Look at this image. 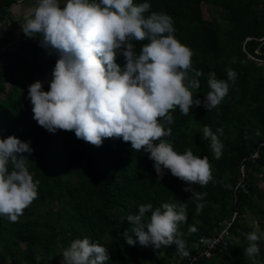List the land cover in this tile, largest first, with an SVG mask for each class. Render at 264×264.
Instances as JSON below:
<instances>
[{
  "label": "trees",
  "instance_id": "1",
  "mask_svg": "<svg viewBox=\"0 0 264 264\" xmlns=\"http://www.w3.org/2000/svg\"><path fill=\"white\" fill-rule=\"evenodd\" d=\"M20 1L25 0H0V21L10 22L0 28L1 49L34 12L22 17V22L16 21L11 8ZM144 2L151 5L146 17L156 12L172 18L175 38L193 51L192 66L203 73L200 88L192 90L201 106L193 107L186 116L179 109L170 112L174 122L161 123L165 130L171 128V135L163 139L180 154L191 149L200 158L208 156L214 180L206 187L189 185L166 169L160 178L149 154L133 151L122 138L104 139L96 147L78 139L74 131L50 133L39 126L33 119L28 88L41 81L44 91L50 90L59 57L40 45L39 36L21 34L16 45L0 54V138L15 136L31 142L34 151L27 167L34 181L39 180L38 198L17 222L0 216V264H62L64 249L71 241L85 237L108 248L110 260L106 264L184 262L197 251L198 241L215 235L217 221L233 210L242 160L250 174L249 194L238 192L240 216L231 229L227 249L217 252L219 261L197 264H246L247 235L256 231L243 219L246 208L259 214L262 221L257 222L260 229L256 232L264 233V210L253 207L255 199L264 198V192L253 187L256 173H264V0H133L137 5ZM64 3L60 0L61 7ZM133 43L139 54L149 41ZM38 46L44 50L43 56L38 55ZM116 62L122 69L126 63L122 55ZM46 65L49 71L43 68ZM227 69L235 71L237 79L234 84L229 81L228 95L218 108L207 111L203 102L211 90L209 73L227 80ZM205 125L224 145L219 159L211 150L210 140L204 139ZM255 153L256 159L247 160ZM189 187L206 195L196 200L184 190ZM179 202L188 205L187 220L179 225L177 236L184 242L187 256L180 255L175 245L155 249L138 241L135 246L126 243L123 234L129 231L131 235L133 227L127 217L138 215L139 206L152 204L153 211H163V204ZM197 203L204 204L199 213ZM150 217L151 211L145 213L142 222L146 224ZM132 238L137 239L134 233ZM258 245L260 252L254 258L261 262L264 239Z\"/></svg>",
  "mask_w": 264,
  "mask_h": 264
},
{
  "label": "clouds",
  "instance_id": "2",
  "mask_svg": "<svg viewBox=\"0 0 264 264\" xmlns=\"http://www.w3.org/2000/svg\"><path fill=\"white\" fill-rule=\"evenodd\" d=\"M150 8L147 2L137 5L133 0H65L63 7L60 0H37L34 12L21 24L22 31L29 38L39 36L40 45L59 58L50 90L44 91L41 81L28 88L33 119L50 133L74 131L78 139L96 147L104 139L122 138L133 151L149 154L158 177L166 169L186 184L206 187L214 180L208 156L200 158L191 149L183 154L174 150L163 139L171 135V128L165 130L161 123L172 124L170 112L177 109L186 116L201 106L192 90L200 88L203 73L192 66L193 51L175 38L172 18L156 12L146 17ZM145 40L149 43L137 54L133 42ZM119 55L126 61L123 69L116 62ZM236 79L232 69H227V80L210 72L211 90L203 107L207 111L218 108L228 95L229 81L234 84ZM217 133L222 135V129ZM203 136L219 159L224 145L218 135L205 125ZM30 144L15 136L0 138V216L13 223L38 198L39 180L34 181L27 167L34 151ZM184 190L196 200L206 195L191 187ZM195 207L199 213L204 204ZM152 209V204L141 205L138 215L127 217L137 239L125 231L126 243L135 246L138 241L155 249L175 245L180 255L187 256L184 242L177 238L179 225L187 220V203H165L163 211ZM150 211L145 224L143 217ZM262 239L264 233H249L244 256L259 255ZM61 256L62 264L110 260L108 248L87 237L71 241Z\"/></svg>",
  "mask_w": 264,
  "mask_h": 264
},
{
  "label": "built area",
  "instance_id": "3",
  "mask_svg": "<svg viewBox=\"0 0 264 264\" xmlns=\"http://www.w3.org/2000/svg\"><path fill=\"white\" fill-rule=\"evenodd\" d=\"M9 24L10 22L7 19H5L4 21H0V28ZM256 158L257 153L248 157L247 160H254ZM249 179L250 174L247 169L245 160H242L238 166V176L233 193V210L229 213V215L217 221V232L215 233V235L209 238H202L198 241V243L196 244L197 251L195 253L189 254L184 262H173L172 264H197L202 260L208 262L213 259H216V261L220 260V256L217 254V252L227 249L231 229L240 216L238 211V192L244 195L249 194Z\"/></svg>",
  "mask_w": 264,
  "mask_h": 264
},
{
  "label": "rangeland",
  "instance_id": "4",
  "mask_svg": "<svg viewBox=\"0 0 264 264\" xmlns=\"http://www.w3.org/2000/svg\"><path fill=\"white\" fill-rule=\"evenodd\" d=\"M36 4L33 0H25V1H20L18 2L16 5H14L11 8V16L18 22H22V17L26 18L28 15H30L35 8ZM25 12V13H24ZM22 24V23H21ZM20 24V26H21ZM23 37V36H22ZM6 47V46H5ZM25 54H27L28 50H25ZM38 55L39 56H43L44 55V50L42 48H40L38 46ZM49 66L46 65L43 68L44 69H50L48 68ZM49 71V70H47ZM253 187L256 188L257 190H259L260 192H264V173H256L255 175V180L253 182ZM253 207L259 208L264 210V198L263 199H255L254 203H253ZM243 219L245 221V223L249 226V227H253L256 231H259V226H258V221H262V219H260L259 214L250 208H246L244 210V215H243ZM236 245L240 246V243L238 241H236ZM246 264H264V259L261 262H257L255 261V258H249L246 256Z\"/></svg>",
  "mask_w": 264,
  "mask_h": 264
},
{
  "label": "water",
  "instance_id": "5",
  "mask_svg": "<svg viewBox=\"0 0 264 264\" xmlns=\"http://www.w3.org/2000/svg\"><path fill=\"white\" fill-rule=\"evenodd\" d=\"M21 34H24L22 29H18L17 32H16V35L14 37V39L12 41H10L5 48H0V54H3L5 52H7L11 47H13L14 45H16L20 39V35Z\"/></svg>",
  "mask_w": 264,
  "mask_h": 264
},
{
  "label": "crops",
  "instance_id": "6",
  "mask_svg": "<svg viewBox=\"0 0 264 264\" xmlns=\"http://www.w3.org/2000/svg\"><path fill=\"white\" fill-rule=\"evenodd\" d=\"M25 13V12H24Z\"/></svg>",
  "mask_w": 264,
  "mask_h": 264
}]
</instances>
